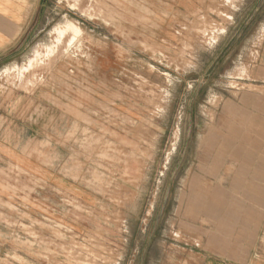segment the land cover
<instances>
[{"label": "rangeland", "instance_id": "rangeland-1", "mask_svg": "<svg viewBox=\"0 0 264 264\" xmlns=\"http://www.w3.org/2000/svg\"><path fill=\"white\" fill-rule=\"evenodd\" d=\"M45 6L0 52L1 264L249 263L264 241V0ZM146 25L149 42H126Z\"/></svg>", "mask_w": 264, "mask_h": 264}, {"label": "crops", "instance_id": "crops-1", "mask_svg": "<svg viewBox=\"0 0 264 264\" xmlns=\"http://www.w3.org/2000/svg\"><path fill=\"white\" fill-rule=\"evenodd\" d=\"M46 0H0V52L7 50L8 48L14 47V45L19 41L20 37L24 35L27 31L33 29V27L40 20L41 13L46 9L45 6ZM178 26H182L181 24ZM171 26L167 25L165 21L157 22L155 26V33L153 36L156 40L161 37H166L168 30ZM177 27V26H175ZM140 33L136 35L129 34V37L126 38V42H129L131 39H140L141 41L149 42L147 39L142 40L147 37L145 34L149 29L148 26L138 27ZM32 31V30H31ZM177 33V31H176ZM178 34V33H177ZM136 37V38H135ZM152 40V38H150ZM127 117L126 115H122ZM125 121V120H124ZM138 127V128H137ZM137 129H141V121L138 122ZM125 130V129H122ZM123 133V132H122ZM128 139H139L140 136L136 135L135 129L128 128L126 135ZM134 151H132L131 144L126 145V156L129 163L127 168L129 171L143 170L145 168V161L142 157L137 158L134 156ZM143 160V161H142ZM47 170V169H46ZM50 180V179H49ZM136 188L133 186H126V213L129 205L132 203V196L136 192ZM127 215V214H126ZM127 218V216H126ZM1 228V226H0ZM128 231V226L126 222V232ZM8 247V246H7ZM7 247L0 246V252ZM10 250L16 254V249L13 246H10ZM254 253L251 256V260L247 264H264V241L259 243L256 247L253 248ZM2 254V253H1ZM0 254V264L3 262ZM50 258V256H49Z\"/></svg>", "mask_w": 264, "mask_h": 264}]
</instances>
